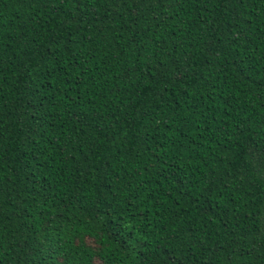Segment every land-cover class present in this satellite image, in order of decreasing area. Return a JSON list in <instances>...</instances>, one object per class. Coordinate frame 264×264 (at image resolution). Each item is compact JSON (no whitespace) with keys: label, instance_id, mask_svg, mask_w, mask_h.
Here are the masks:
<instances>
[{"label":"trees","instance_id":"obj_1","mask_svg":"<svg viewBox=\"0 0 264 264\" xmlns=\"http://www.w3.org/2000/svg\"><path fill=\"white\" fill-rule=\"evenodd\" d=\"M264 264V0H0V264Z\"/></svg>","mask_w":264,"mask_h":264},{"label":"snow or ice","instance_id":"obj_2","mask_svg":"<svg viewBox=\"0 0 264 264\" xmlns=\"http://www.w3.org/2000/svg\"><path fill=\"white\" fill-rule=\"evenodd\" d=\"M173 264H175V262H173Z\"/></svg>","mask_w":264,"mask_h":264}]
</instances>
